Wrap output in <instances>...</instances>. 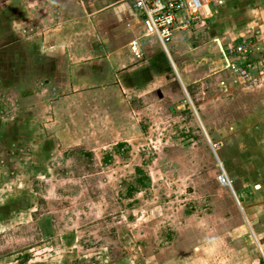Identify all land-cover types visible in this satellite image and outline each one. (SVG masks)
Listing matches in <instances>:
<instances>
[{"label":"rangeland","instance_id":"rangeland-1","mask_svg":"<svg viewBox=\"0 0 264 264\" xmlns=\"http://www.w3.org/2000/svg\"><path fill=\"white\" fill-rule=\"evenodd\" d=\"M210 7L163 46L132 0H0V264H264V79L216 41L264 0Z\"/></svg>","mask_w":264,"mask_h":264},{"label":"built area","instance_id":"built-area-1","mask_svg":"<svg viewBox=\"0 0 264 264\" xmlns=\"http://www.w3.org/2000/svg\"><path fill=\"white\" fill-rule=\"evenodd\" d=\"M136 10L144 15L148 31L154 33L161 43L175 36L185 38L195 25L205 24L212 13L210 0H132ZM131 50L139 57L138 46L131 43ZM248 39L236 40L225 51L226 68L231 69L243 81L251 82L257 77L264 79V46L256 56Z\"/></svg>","mask_w":264,"mask_h":264},{"label":"crops","instance_id":"crops-1","mask_svg":"<svg viewBox=\"0 0 264 264\" xmlns=\"http://www.w3.org/2000/svg\"><path fill=\"white\" fill-rule=\"evenodd\" d=\"M225 0H210V3H212L213 4V6L215 7V9H216V7H219V8H221L222 7V5H223V2H224ZM254 1H257V3H259L260 1H262V0H254ZM210 3H209V8H210V11H211V13H212V15H211V17L210 18H212V16H213V10H212V8L210 7ZM124 4V3H123ZM122 4V5H123ZM122 5H120L121 7H122ZM133 12V11H132ZM129 13H130V15L132 14L131 13V11H129ZM209 18V19H210ZM242 18V17H241ZM244 18H245V16H244ZM246 19V18H245ZM258 20H259V23H261V22H264V13H261L260 15H258ZM246 23L247 22H245V23H242V24H240V25H237V26H243V27H245V25H246ZM262 25H264V24H262ZM247 27V26H246ZM235 28H237V27H235ZM124 31H130L129 29H127V28H125V30ZM246 35L245 34H243V33H238V34H231V35H229V38H228V40L227 41H224L225 40V38H217L216 39V41H217V43H218V48L220 49V51L222 52V56L224 57V53H225V51H226V49H227V47H229L230 45H232V44H234V42L237 40H239V39H248V38H246L245 37ZM249 40V42H250V44H251V46H252V48H253V54H251L250 56L252 57L253 55L254 56H256L257 55V52L259 51V49H261L263 46H264V29L262 30V34H261V36H260V38L256 41V42H253L254 40H252L251 41V39H248ZM133 41H135L136 43H137V46H138V48H139V52L141 51L140 50V46H139V43H138V40L136 39V40H133ZM132 41V42H133ZM132 42H130V44L132 43ZM163 46H164V44L163 43H161ZM130 51L132 52V54L135 56V57H137L135 54H134V52L131 50V48H130ZM111 53H106L105 54V58H103L105 61H107L109 64H110V60H111ZM258 56V55H257ZM139 57H140V55H139ZM253 58V57H252ZM224 59H225V57H224ZM185 90H187L186 88H185ZM261 195H263L264 196V188H263V190L261 191ZM264 200V199H263ZM264 202V201H263ZM263 206H264V204H263ZM258 245H259V248H260V251H261V253H262V259L264 258V254H263V251H262V249H261V245L258 243Z\"/></svg>","mask_w":264,"mask_h":264},{"label":"trees","instance_id":"trees-1","mask_svg":"<svg viewBox=\"0 0 264 264\" xmlns=\"http://www.w3.org/2000/svg\"><path fill=\"white\" fill-rule=\"evenodd\" d=\"M187 90H189V88H187ZM120 145V144H119ZM140 181H142V180H140Z\"/></svg>","mask_w":264,"mask_h":264}]
</instances>
